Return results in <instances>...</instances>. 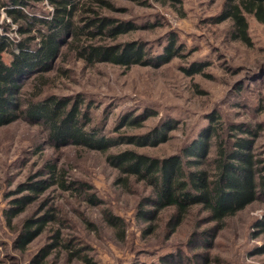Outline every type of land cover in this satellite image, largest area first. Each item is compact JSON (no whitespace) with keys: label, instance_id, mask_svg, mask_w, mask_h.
Returning a JSON list of instances; mask_svg holds the SVG:
<instances>
[{"label":"rangeland","instance_id":"obj_1","mask_svg":"<svg viewBox=\"0 0 264 264\" xmlns=\"http://www.w3.org/2000/svg\"><path fill=\"white\" fill-rule=\"evenodd\" d=\"M111 1L114 8H104L105 15L137 25L120 35L118 41H138L146 45L148 52L159 54L175 34L183 48L181 56L161 65L91 66L70 52L48 73L50 82L44 87L43 96L83 97L91 105L93 124H105L108 135H146L161 128L166 120L177 121L164 142L144 146L125 143L108 154L126 148L160 158L181 153L186 144L200 135L209 117L218 113L224 128L234 122L260 124L255 148L264 157V24L247 15L251 37V45H247L232 38L231 20L213 21L225 0H181L182 5L155 0ZM29 10L46 15L51 6L45 1ZM8 22L10 30L1 28L0 32L12 41L20 39L17 25L6 20L3 13L0 24ZM10 58L6 53L5 60ZM195 62L206 63L203 71L186 74L183 68ZM27 89L32 91V86ZM145 109L154 114L141 125H126L117 131L123 115ZM212 142L215 143L214 138ZM215 153L216 146L212 144L209 156L212 158ZM52 160L65 169L68 181L90 185L87 193H95L99 203L93 205L84 198L85 193L79 195L75 189L64 190L55 185L9 225L5 211L13 199L27 193L18 189L40 179L38 172ZM118 176L119 171L107 161V153L56 147L48 141V130L42 123L30 124L21 119L1 127L0 264H33V257L54 243L57 229L64 241L52 251L46 264H151L179 248L191 256L208 255L210 264H264V253L259 252L264 247V229L258 227L264 219L263 201L227 217L222 225L208 221L207 213L200 207L194 208L181 225L171 230L173 209L161 211L150 222L138 218V209L150 188L134 181L123 186L118 183ZM107 211L122 217L124 226L108 224ZM46 213H53L58 221L50 224L26 250L17 248L16 238L24 221ZM149 225L154 226L151 233ZM202 230H210L205 240L196 234ZM212 233L216 234L209 237ZM191 242L193 248H187ZM70 244L72 250L79 249L76 256L70 257L66 247Z\"/></svg>","mask_w":264,"mask_h":264},{"label":"trees","instance_id":"obj_2","mask_svg":"<svg viewBox=\"0 0 264 264\" xmlns=\"http://www.w3.org/2000/svg\"><path fill=\"white\" fill-rule=\"evenodd\" d=\"M45 1L51 6L48 14L37 15L29 10ZM155 1L182 5L181 0ZM104 8H114V3L111 0H0V17L4 13L6 20L17 25L21 35L20 39L12 41L6 33L0 32V128L21 119L30 124L42 123L48 130V141L56 147L73 146L107 153V161L119 171V184L129 186L134 181L150 188L138 209V218L150 222L161 211L173 209L169 219L171 230L181 225L194 208L200 207L207 213L208 221L222 225L227 217L252 203L264 202V157L255 148L260 124L234 122L224 128L219 114L214 113L200 135L186 144L181 153L160 158L126 148L108 154L112 148L125 143L144 146L164 142L177 121L166 120L161 128L146 135H108L105 124H93L91 105L83 97L43 96L44 87L50 82L48 73L70 52L91 66L98 63L124 67L161 65L181 56L183 48L175 34L159 54L148 52L146 45L138 41H118L120 35L136 29L137 25L130 20L105 15ZM247 15H253L264 24V0H225L213 21L231 20L232 38L251 45ZM10 25L9 22L0 24V30L4 28L8 32ZM6 53L11 56L10 61L5 60ZM205 65L195 62L183 70L193 75L202 72ZM29 86L32 91L27 89ZM152 114L154 111L149 109L138 114L127 113L116 129L141 125ZM212 144L216 146V153L211 158ZM37 176L42 177L18 189L20 193H27L13 199L12 206L5 211L9 225L55 185L64 190L75 189L79 195L85 193L84 198L93 205L99 203L95 193H87L90 185L78 180L68 181L65 169L53 160L47 162ZM105 218L112 226H124L122 217L111 211L106 212ZM56 221L58 217L53 213L27 218L16 238L17 248L26 250ZM258 227L264 229V219ZM147 229L151 233L154 226L149 225ZM209 231L202 230L196 233L197 237L205 240ZM212 234L209 237L216 233ZM54 238V243L44 246L33 257V264H46L52 251L62 244L64 239L60 229ZM72 246L66 245L70 257L79 252V249L72 250ZM186 246L193 248L194 243ZM259 252L264 253V247ZM84 260L89 261L87 257ZM199 261L210 264V257L191 256L179 248L151 264H198Z\"/></svg>","mask_w":264,"mask_h":264}]
</instances>
